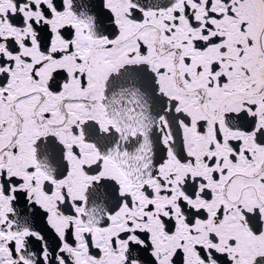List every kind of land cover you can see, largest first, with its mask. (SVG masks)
I'll return each mask as SVG.
<instances>
[{
  "label": "snow or ice",
  "instance_id": "1",
  "mask_svg": "<svg viewBox=\"0 0 264 264\" xmlns=\"http://www.w3.org/2000/svg\"><path fill=\"white\" fill-rule=\"evenodd\" d=\"M0 264H264V0H0Z\"/></svg>",
  "mask_w": 264,
  "mask_h": 264
}]
</instances>
